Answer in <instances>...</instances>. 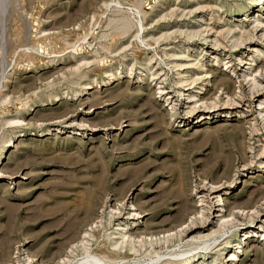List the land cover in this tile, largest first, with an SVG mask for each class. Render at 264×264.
<instances>
[{"label":"rangeland","instance_id":"1","mask_svg":"<svg viewBox=\"0 0 264 264\" xmlns=\"http://www.w3.org/2000/svg\"><path fill=\"white\" fill-rule=\"evenodd\" d=\"M110 233L264 264V0H0V264Z\"/></svg>","mask_w":264,"mask_h":264},{"label":"bare ground","instance_id":"2","mask_svg":"<svg viewBox=\"0 0 264 264\" xmlns=\"http://www.w3.org/2000/svg\"><path fill=\"white\" fill-rule=\"evenodd\" d=\"M128 30L129 29H127V31ZM89 87L90 86L88 85V89ZM113 234L114 233H110L106 235L104 240L102 241L103 244L101 246L95 247L94 250H92V252L87 255V260L86 262H84L85 264H115V262L118 259H120L121 256L123 255L122 250L124 248L127 249V251H129L130 253L132 252L136 253L140 251V249L139 250L136 249V246L132 242L125 243V245L123 246V243H120L118 241L119 238L114 237ZM121 235L123 237H126L127 233L126 234L121 233ZM133 235L134 234H131L129 235V237H133ZM198 255L199 254H194L190 256V258L185 259L184 262H179V263L177 262V264H194L195 261H198L196 260ZM173 262L174 261L172 259H167L163 264H172Z\"/></svg>","mask_w":264,"mask_h":264}]
</instances>
